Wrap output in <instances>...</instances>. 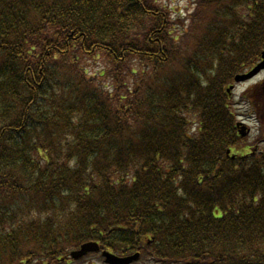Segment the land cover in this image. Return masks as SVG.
Here are the masks:
<instances>
[{
	"label": "trees",
	"instance_id": "trees-1",
	"mask_svg": "<svg viewBox=\"0 0 264 264\" xmlns=\"http://www.w3.org/2000/svg\"><path fill=\"white\" fill-rule=\"evenodd\" d=\"M189 4L0 0V264L92 240L264 264V154L231 158L225 93L264 49V0Z\"/></svg>",
	"mask_w": 264,
	"mask_h": 264
},
{
	"label": "rangeland",
	"instance_id": "rangeland-1",
	"mask_svg": "<svg viewBox=\"0 0 264 264\" xmlns=\"http://www.w3.org/2000/svg\"><path fill=\"white\" fill-rule=\"evenodd\" d=\"M166 2H168V5L174 9H180V10H186L190 4H189V0H166ZM264 75V72L261 73L259 76H257L256 78H254L252 81L247 82L246 84H240L238 85L232 92V96H231V103H235L238 100V96L242 95L244 93V90L246 89V87H253ZM234 99V100H233ZM235 101V102H234ZM237 110V114H238V121L242 120V121H246L248 124H250L251 127V135L249 137L250 140L254 139L256 136V131H257V125L254 124V122L252 121V110L250 109V107L248 106H242L239 104H236L234 107ZM247 108L249 109V111H247ZM252 119V120H251ZM247 137L248 142H250ZM60 264V263H57ZM63 264V263H62ZM72 264H104L103 262V257L101 255H88L87 257L85 256V258L83 257V259H81L80 261H76L75 263Z\"/></svg>",
	"mask_w": 264,
	"mask_h": 264
},
{
	"label": "water",
	"instance_id": "water-1",
	"mask_svg": "<svg viewBox=\"0 0 264 264\" xmlns=\"http://www.w3.org/2000/svg\"><path fill=\"white\" fill-rule=\"evenodd\" d=\"M261 57H262V61L259 62L251 71H249L246 74L235 76V80L240 81V80H245L247 78H250L255 73H257L260 69L264 68V51L261 53ZM238 126L240 127V130H239L240 133L244 135L245 127L241 126V124H238ZM96 250H98V245L95 242H87V243L82 244L80 246V249L72 251L71 256L73 258H78L84 255L88 251H96ZM105 256H106V261L109 262L110 264H126L136 257V255L129 256V257H117L108 252L105 253Z\"/></svg>",
	"mask_w": 264,
	"mask_h": 264
},
{
	"label": "flooded vegetation",
	"instance_id": "flooded-vegetation-1",
	"mask_svg": "<svg viewBox=\"0 0 264 264\" xmlns=\"http://www.w3.org/2000/svg\"><path fill=\"white\" fill-rule=\"evenodd\" d=\"M249 90H252L253 94H256V98L258 100V102H260V100L263 103V113H262V122L264 123V77L256 83V85H254L253 87H248Z\"/></svg>",
	"mask_w": 264,
	"mask_h": 264
}]
</instances>
